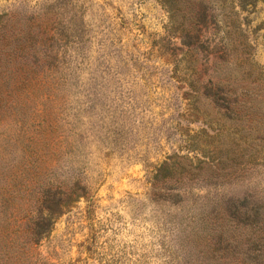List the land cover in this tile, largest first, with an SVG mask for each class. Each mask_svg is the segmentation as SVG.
Here are the masks:
<instances>
[{"label": "rangeland", "instance_id": "374dc122", "mask_svg": "<svg viewBox=\"0 0 264 264\" xmlns=\"http://www.w3.org/2000/svg\"><path fill=\"white\" fill-rule=\"evenodd\" d=\"M233 2L210 5L232 40L187 46L162 0H0L30 74L0 101V264H264V0H235L253 74ZM214 53L231 118L202 94Z\"/></svg>", "mask_w": 264, "mask_h": 264}, {"label": "trees", "instance_id": "16d2710c", "mask_svg": "<svg viewBox=\"0 0 264 264\" xmlns=\"http://www.w3.org/2000/svg\"><path fill=\"white\" fill-rule=\"evenodd\" d=\"M170 14V22L175 32L181 36L183 43L187 46L195 45L199 41L208 44L217 45L214 39H207L206 33L209 28L213 30H221L224 38L232 40V32L226 29L228 19H226V10L219 8L220 14L210 6L215 0H162ZM232 7L233 15L232 26L238 31L242 37V43L246 47V55L242 58L239 65H245V69L250 74L255 73L257 66L253 62L251 47L247 42L245 32L242 29L241 15L239 11ZM12 13L0 14V101L14 98V94L26 85L29 81V73L23 71V66L27 62L24 54L23 31L13 24ZM25 40V39H24ZM228 46V43H227ZM209 59V58H208ZM236 63L230 60L229 55L213 54L212 66L218 67L225 74V79L221 75H215V80L209 79L207 84L203 86L202 94L208 96L214 102L216 108L223 112L225 117L231 118L233 113H237L238 105L241 103L240 98L245 97V87L237 83L235 77H232L233 68ZM217 76V77H216ZM261 70L257 72L256 78H261ZM226 94V95H225ZM228 95V96H227ZM240 116H245L246 111L240 110ZM210 157V156H209ZM227 160L220 161L225 166ZM80 196V195H76ZM65 206V205H64ZM48 221L53 224L55 215L49 208H45ZM256 226L251 230L250 237L252 239L264 240V217L256 222Z\"/></svg>", "mask_w": 264, "mask_h": 264}]
</instances>
